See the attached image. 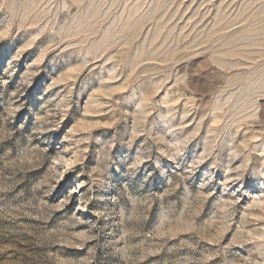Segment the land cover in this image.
I'll use <instances>...</instances> for the list:
<instances>
[{"label": "rangeland", "instance_id": "obj_1", "mask_svg": "<svg viewBox=\"0 0 264 264\" xmlns=\"http://www.w3.org/2000/svg\"><path fill=\"white\" fill-rule=\"evenodd\" d=\"M0 264H264V0H0Z\"/></svg>", "mask_w": 264, "mask_h": 264}]
</instances>
